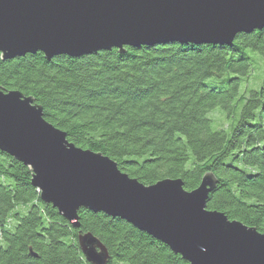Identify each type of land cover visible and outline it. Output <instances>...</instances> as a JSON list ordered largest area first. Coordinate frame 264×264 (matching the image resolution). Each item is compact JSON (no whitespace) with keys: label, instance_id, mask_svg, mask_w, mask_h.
<instances>
[{"label":"trees","instance_id":"1","mask_svg":"<svg viewBox=\"0 0 264 264\" xmlns=\"http://www.w3.org/2000/svg\"><path fill=\"white\" fill-rule=\"evenodd\" d=\"M71 57L42 52L4 60L0 87L32 96L76 146L102 152L145 185L181 178L219 184L207 208L264 233V27L230 44L160 43ZM264 64H261V67ZM23 162L0 149V264H92L80 236L96 237L107 264H190L128 221L81 208L80 227L44 202Z\"/></svg>","mask_w":264,"mask_h":264},{"label":"water","instance_id":"2","mask_svg":"<svg viewBox=\"0 0 264 264\" xmlns=\"http://www.w3.org/2000/svg\"><path fill=\"white\" fill-rule=\"evenodd\" d=\"M263 27L264 0H0L4 60L160 43L224 45ZM0 149L30 168L41 199L75 228L86 208L128 221L190 264H264V233L207 208L219 184L211 171L191 191L181 178L145 185L109 156L70 142L32 96L2 87ZM79 240L87 261L107 264L96 237Z\"/></svg>","mask_w":264,"mask_h":264},{"label":"rangeland","instance_id":"3","mask_svg":"<svg viewBox=\"0 0 264 264\" xmlns=\"http://www.w3.org/2000/svg\"><path fill=\"white\" fill-rule=\"evenodd\" d=\"M253 59L255 61L254 67L256 69L255 76H257V79H253V85H260L262 82V78L264 77V65L261 67V64H264V58L261 57L259 54L254 53Z\"/></svg>","mask_w":264,"mask_h":264}]
</instances>
